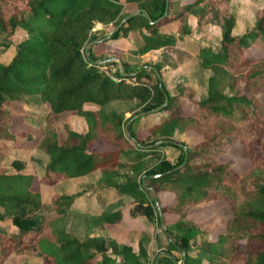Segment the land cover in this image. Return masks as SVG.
Here are the masks:
<instances>
[{"label":"trees","instance_id":"16d2710c","mask_svg":"<svg viewBox=\"0 0 264 264\" xmlns=\"http://www.w3.org/2000/svg\"><path fill=\"white\" fill-rule=\"evenodd\" d=\"M232 1L0 0V56L22 33L11 60L0 59V264H7L11 254L37 257L43 264H148L151 239L145 230L130 228L126 242L91 235V230L127 227L131 209L151 202L159 204L167 227L162 242L167 255L156 264H175L174 252L181 256L179 264H264V7L255 11L252 27L241 32ZM126 16L103 42L91 44L98 27L113 29ZM189 16L196 18L195 28ZM176 21L177 34L160 31ZM208 24L219 26L220 37L206 36ZM192 31L203 40L194 47L197 69L209 72L197 100L183 81L174 93L156 74L154 82L146 81L151 63L113 75L103 68L113 63H96L105 58L94 55V48L121 36L131 37L129 50L141 58L169 46L189 48ZM85 46L88 56L81 51ZM150 66L161 75L156 62ZM186 101L194 104L193 112H184ZM10 104L44 106L38 115L22 116L37 134L11 131L15 111ZM156 108L148 114L156 115V122L136 129L134 121L125 133L133 114ZM71 115L84 119L85 132L72 129ZM191 131L199 141L182 147L177 136ZM21 138L33 143L30 160L42 166V184L85 183L78 191L56 195L50 217L43 211L42 192L33 187L35 176L8 171L2 162L21 147ZM99 141L108 148L94 149ZM234 143L241 146L240 166L231 158L219 159ZM165 147L180 151L177 162L161 154ZM12 166L23 164L13 161ZM162 193H173V200L162 204ZM123 197L132 200L114 204ZM221 201L231 215L213 238L210 228L189 214ZM77 217L84 225L74 223ZM75 225L84 232L77 233Z\"/></svg>","mask_w":264,"mask_h":264},{"label":"rangeland","instance_id":"374dc122","mask_svg":"<svg viewBox=\"0 0 264 264\" xmlns=\"http://www.w3.org/2000/svg\"><path fill=\"white\" fill-rule=\"evenodd\" d=\"M263 7L264 0H233L231 2V8L236 14L237 29L241 32H244L245 30L251 28L254 22L255 11ZM127 10H131V8L128 7ZM188 20L190 24L195 28L196 19L193 16H189ZM179 29L180 23L172 22L161 27L160 31L165 34H177ZM205 29L207 30L205 34L208 38L215 40L220 37L219 26L208 24ZM112 30L113 29L111 28L103 29L101 27H98V31L96 30L94 36L95 38L93 41L103 40L111 33ZM21 34L22 33L18 31V33L11 38V47L0 56L2 62L8 63L11 60L15 52V45L20 40ZM187 40L189 42V48L183 46H169L158 50H151L141 56V58L137 56L136 58H134L132 56L133 54H131L129 50L131 37L121 36L116 41H109L110 45L101 44L95 47L94 55H102L105 58V60H100V64H104L107 61L113 63L111 67H103L105 68L106 72L111 75H113V73L116 72L117 69L119 72H128V70L130 71L134 68H136V70L138 71L139 66L142 63H151L150 65H152L156 62L161 70V75L159 74L158 76L163 79L172 93H174V86L176 85V83L183 81L194 89L195 99L197 100L205 92L206 79L209 72H204L200 69H197V63L193 57L195 53V43L203 40L196 34V31H192ZM99 43L101 42H98L97 44ZM81 51L84 56L90 55L89 46L83 47ZM254 52L258 51L254 50ZM122 61H124L123 63L125 64L131 63L129 65V68H126L125 66L127 65L124 66ZM150 65L149 67H146L147 69H150V71H148V74L144 79L149 82H154L157 73L155 69L151 68L152 66ZM123 105L125 104L122 103L121 106ZM9 107H11L15 111L11 126V131L14 134L17 135L19 133L28 132H31L33 135L37 134L36 131L30 128L28 123H25L22 116L24 114L38 115L43 112L42 108L44 109V106L42 108L36 109L37 106L35 105L28 106L21 104H10ZM134 111H137V109H135ZM193 111L194 104L186 101L184 103V112L190 113ZM125 115L126 117H129L131 113L127 112ZM134 121H136L135 128L142 129L156 122L157 116L147 114L143 117L135 119ZM69 123L72 129L77 132H85L87 130V125L84 119L78 115H71L69 117ZM141 135H143V133H141ZM177 138L180 139L182 143L181 146L186 147L192 146L194 143L199 141L200 136L191 131L185 135H178ZM19 142L21 144V147L11 150L3 157L2 162L6 164V166L9 165V168H7L8 171L33 174L35 176L33 187L34 189L40 190L42 192V199L45 205L43 211L46 216L50 217L53 215L51 200L56 195L62 192L70 193L78 191L85 186V183L79 181H64L55 186L42 184L39 181V177L43 174V168L41 165L30 160L31 156L34 153L33 149H31L33 143L26 141L24 138H21ZM92 147L97 150H104L108 148V146L103 141L95 143ZM161 154L175 163L179 160L180 151L172 147H165L163 148V150H161ZM230 158L236 160L239 166L241 165V163H244V160L241 159V146L239 143H234L226 146L224 154H221L219 156V159L221 160H229ZM13 161H21L23 166L21 168L13 167ZM94 181L95 179H91L89 183H94ZM142 182H144V180ZM149 195L150 197H154L152 191H149ZM173 197V193H162L161 203L169 204L173 200ZM131 200L132 198L130 197H123L121 200H114V204H116L118 201L119 206H125ZM230 215L231 212L227 203L225 201H221L193 210L189 214V218L200 223L202 226L209 227L212 237L215 238L219 232L223 231L224 221L228 219ZM158 216L159 211L157 205L151 202L149 203V205H143L140 208L134 207L131 209L130 217L126 216L127 227L121 225H109L106 226L105 229L97 227L94 228V230H91V235H104L106 237L113 236L119 241L126 242L127 233L130 228L136 229L138 231L145 230L147 235L151 239L147 246L146 261H148V264H155L157 263V259H160L162 256L167 255L165 253H162V251L167 252V250H163L162 248L163 231H165L167 227L164 219L163 224L158 223ZM167 219L172 221L175 219V216L168 215ZM73 221L77 225H84L82 224L83 222L81 218L77 217ZM75 231L79 234H82L84 232L83 227H77L76 225ZM134 238L137 241L139 239V236L135 235ZM173 254L177 257L176 261L178 263H181V256L176 252H174ZM6 263L43 264L40 258L32 256L20 257L16 254H11L6 260Z\"/></svg>","mask_w":264,"mask_h":264},{"label":"water","instance_id":"95a60500","mask_svg":"<svg viewBox=\"0 0 264 264\" xmlns=\"http://www.w3.org/2000/svg\"><path fill=\"white\" fill-rule=\"evenodd\" d=\"M133 14H135V12L133 13ZM145 17L149 20V21H151V18L149 17V15L147 14V13H145ZM128 18H129V16H126V17H124L114 28H113V30L111 31V33L107 36V37H109L114 31H116V30H118L127 20H128ZM106 37V38H107ZM106 38H104V39H106ZM103 39V40H104ZM103 40H98V41H93V42H91V44H95V43H98V42H103ZM90 44V45H91ZM97 64H100L101 63V61H97L96 62ZM146 67H149V66H146ZM156 71V73H157V75H159V73L157 72V70H155ZM123 73V72H122ZM167 97H166V102H167ZM158 108H160V107H158ZM158 108H156V109H151V110H147V111H141V112H138V113H135V114H133L131 117H130V119L128 120V122H127V124H126V128H125V133L128 135L129 134V131L127 130V125H129L131 122H133L135 119H137V118H140V117H143L144 115H147V114H149V113H152V112H154L155 110H157ZM161 141H158V142H156L155 144H153V145H151V146H155V145H157L158 143H160ZM140 147H141V145H140ZM185 150H186V148H185ZM143 186L146 188V184L143 182ZM154 193H155V191L154 190H152ZM157 208H158V211H159V216H160V219H161V223L163 224L164 222H163V216H162V212H161V210H160V208H159V204L157 203ZM184 255V254H183ZM174 261V263L175 264H179L176 260H173ZM156 264V263H155Z\"/></svg>","mask_w":264,"mask_h":264},{"label":"crops","instance_id":"0c3cea01","mask_svg":"<svg viewBox=\"0 0 264 264\" xmlns=\"http://www.w3.org/2000/svg\"><path fill=\"white\" fill-rule=\"evenodd\" d=\"M193 17H194V16H193ZM194 18H195V17H194ZM195 19H196V18H195ZM176 22H177V21H176ZM189 23H190V22H189ZM168 24H169V23H168ZM165 25H166V24H165ZM165 25H163V26H165ZM163 26H162V27H163ZM160 29H161V28H160ZM162 33H163V32H162Z\"/></svg>","mask_w":264,"mask_h":264}]
</instances>
